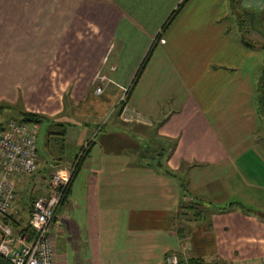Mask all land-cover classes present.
I'll use <instances>...</instances> for the list:
<instances>
[{
	"label": "crops",
	"instance_id": "1",
	"mask_svg": "<svg viewBox=\"0 0 264 264\" xmlns=\"http://www.w3.org/2000/svg\"><path fill=\"white\" fill-rule=\"evenodd\" d=\"M240 3L257 14L252 49L230 0H0V104L47 117L58 144L43 176L86 149L51 225L53 264H164L176 251L264 264V217L229 206L264 212V0ZM235 179L242 198L230 201ZM192 200L202 214L186 223L178 209Z\"/></svg>",
	"mask_w": 264,
	"mask_h": 264
},
{
	"label": "built area",
	"instance_id": "2",
	"mask_svg": "<svg viewBox=\"0 0 264 264\" xmlns=\"http://www.w3.org/2000/svg\"><path fill=\"white\" fill-rule=\"evenodd\" d=\"M105 81L107 78L104 74L98 72L95 75L93 82L98 84L96 93L102 92L101 84ZM38 125L36 122L10 119L0 127V257L9 264H53L51 225L77 162L76 158L81 156L85 148H81L69 166L54 171L47 194L34 198L27 220L34 235L28 241L27 234L21 228L14 229L1 217L12 213L17 195L16 179L34 173L38 168ZM178 259V253L171 252L164 261L177 264Z\"/></svg>",
	"mask_w": 264,
	"mask_h": 264
},
{
	"label": "trees",
	"instance_id": "3",
	"mask_svg": "<svg viewBox=\"0 0 264 264\" xmlns=\"http://www.w3.org/2000/svg\"><path fill=\"white\" fill-rule=\"evenodd\" d=\"M182 4H183V2L178 4L177 7L168 15V17L166 18V20L164 21V23L160 27V31L155 36L156 40H159L161 38L162 33L168 28V26L174 20L177 13L180 11ZM230 4H231L232 10L235 12V14L237 16V21H238L240 29H241V36H240L241 41L245 45L249 46L251 49L257 47L258 43H256L253 39H250L246 35V31H245V27H244L246 23H249V21L251 23H252V21H255L254 17L256 19V16L253 13H251V11L244 10L241 6L240 0H230ZM253 27H255V26H253ZM250 30H252V29H250ZM261 47L264 48V44H262ZM151 51H152V48H150L148 50L145 58L142 60V62L140 63V66L138 67L137 71L135 72V75H134L131 83L126 87L127 88L126 89L127 90L126 91V99L129 97L130 91L133 89V87L135 86L139 76L141 75L144 64H145L148 56L150 55ZM258 91H259L260 105H261L262 110H264V67L262 69L261 76L259 78ZM121 106L119 107V109L121 108ZM7 109L11 110L12 112L15 111L14 115H16V116L14 118L16 120H19V121L36 122V123L40 124L41 122H44L47 120V117H44L40 114H37L34 112H28V111H24V110L17 111L8 105L0 104V113L3 112V110H7ZM1 126H2V124H0V127ZM85 151H86V149H84L83 154L79 158H76L77 162L74 166V170H73L72 175L69 179V182L67 183V185L65 187V190H64V193H63V196H62V199L60 201L59 206L64 203V201L66 200V198L68 197V195L70 193L72 182H73V180H74L76 174L78 173L79 168L82 164ZM155 166H157L159 168V170H161L163 173H165L167 175H172V176L178 175L177 172H173L172 170H170L166 166L164 167L160 162H157L155 164ZM178 179H179L181 196L183 197V196L188 195L190 192L187 188V181L185 179L184 180L181 179V177H178ZM33 200H34V197L31 198V200H30V206L28 209L29 214H30L31 209H32ZM234 204H238L243 209L248 210V211H252L255 214H258V215L264 217V212L252 210L250 208H247L244 204L239 203V202H232V203H230L229 206H233ZM200 208L201 207H200V204L198 203V201L192 200L189 202H185L179 206L178 215L180 217H181V215H184L185 221H186V223H188L189 221L197 218L198 215L202 214V212H201L202 209H200ZM1 219L3 222L9 223L14 229H20V222L18 220H15L12 213L1 217ZM21 231H23L27 234V240L28 241L33 238L34 231L28 225L27 222L25 223V225H23L21 227ZM0 264H9V262L7 260L3 259L2 257H0ZM164 264H167V263L165 262ZM177 264H209V263H208V261H205L203 258H200V257H193V256L183 257V256L179 255V259H178Z\"/></svg>",
	"mask_w": 264,
	"mask_h": 264
},
{
	"label": "rangeland",
	"instance_id": "4",
	"mask_svg": "<svg viewBox=\"0 0 264 264\" xmlns=\"http://www.w3.org/2000/svg\"><path fill=\"white\" fill-rule=\"evenodd\" d=\"M251 13H253L256 16V18H257V14L254 11H251ZM254 20L255 21H252V23L250 21H249V23H246L244 27L246 29L247 28L249 29V30L248 29L245 30L246 31V35L250 39L254 38V41L256 43H258L259 41H257V39H255V38H258V36H257L258 31H257V28L254 29L255 27H253L255 22L257 21L255 19V17H254ZM250 29H252V30H250ZM105 82L101 84L102 88H104V89L107 86V83H105ZM97 86H98V84H96V83L92 84V87H93L94 90L96 89ZM126 87L127 86H124V87L121 88V93H120L119 100L117 98L118 101H116V105L114 106L117 109H119V107L121 105H122L121 106V109H122L124 107L125 103H126V100H127L126 99V91L127 90L125 91ZM14 112H12L11 110H8V109L7 110H3V112L0 113V124L3 125L8 120L15 119L14 117L16 115H14ZM93 126H90V127L92 128ZM47 129H48V125H47L46 122H41L38 125V134H37V140H36L37 157H38V168H37V170L34 173H32V174L24 175L22 177L21 181H20V178L16 179V184H17V186H16L17 187V195H16V197L17 198H16V202H15V207H14V210H13V215L15 217V220H18L19 222L21 221L20 226L25 225V223L27 221L28 214H29L28 211H27V207L25 206V204H23L21 202H26V201L28 202V201L31 200V198H33V197L35 198V196L37 197V196H40V195H44V193L46 191V188L49 185L50 177L54 173V171H56V169H57V168L54 169V168L50 167L48 172L45 173V176H43L44 175V173H43L44 171L43 170L46 168V164L49 163L51 160H53V156H54L53 155V150H54V147H56L57 144H58V143H56V142H58V140H57V138H55V135L51 134L50 138L48 140ZM262 138L264 139V132L262 134ZM68 151L70 152V150H68ZM69 152L67 154H69ZM82 154H83V151H82L81 155ZM51 164H53V163H51ZM30 177H32L33 180H35V178H36L39 181L38 184H30V183L28 184V180H29ZM40 177H41V179H38ZM230 182H232V184L230 183L231 187H232V191L228 192V194L231 197L229 200L230 201H236V200L238 201V200H240V198H242V197H240V196H242L241 183L237 179H235V181L231 180ZM21 188H23V189L20 192ZM244 190H250V189L249 188L246 189L244 187ZM246 192H248V191H246ZM20 200H21V202H20ZM187 200H190V198L188 197ZM57 224L62 225V223H57ZM176 252L178 253V256L179 255H181L183 257L186 256L183 251H179V252L176 251Z\"/></svg>",
	"mask_w": 264,
	"mask_h": 264
}]
</instances>
